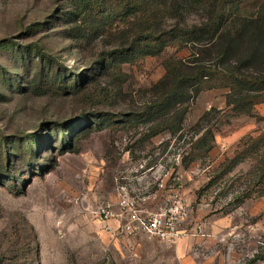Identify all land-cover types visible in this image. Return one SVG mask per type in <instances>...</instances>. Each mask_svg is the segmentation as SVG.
<instances>
[{
	"label": "rangeland",
	"instance_id": "rangeland-1",
	"mask_svg": "<svg viewBox=\"0 0 264 264\" xmlns=\"http://www.w3.org/2000/svg\"><path fill=\"white\" fill-rule=\"evenodd\" d=\"M95 1L117 2L0 0V264H264V195L253 184L261 150L247 149L264 114L235 112L229 88L213 87L190 97L180 128L141 138L160 123L141 115L145 89L167 57L198 49L120 53L137 33L199 23L206 9L174 15L170 1L143 0L145 13L109 23ZM201 125L215 130L207 153L192 143ZM126 193L174 206L175 241L114 235L99 209Z\"/></svg>",
	"mask_w": 264,
	"mask_h": 264
},
{
	"label": "trees",
	"instance_id": "trees-1",
	"mask_svg": "<svg viewBox=\"0 0 264 264\" xmlns=\"http://www.w3.org/2000/svg\"><path fill=\"white\" fill-rule=\"evenodd\" d=\"M145 1L151 4L162 0ZM163 1L166 4L170 1L174 15L192 8H201L206 9V17L199 23H177L168 30L145 29L137 33L128 45L120 48V53L133 54L140 47H145L141 53L143 55L160 51L166 45L180 48L192 43L198 49L193 51V59L167 57L165 73L145 89L152 92V99L146 101L141 115H152L160 120V125L149 129L141 138L167 128H180L188 108L186 102L190 97L213 87H228L227 103L232 110L257 117L255 105L264 101V72H250L248 66L260 64L264 67V0ZM95 4L103 14L109 13V23H123L130 16L145 13L147 8L143 0H117L113 8H109L107 3L95 1ZM158 42L161 45L154 50ZM109 53L102 61V66L111 63V51ZM232 53L238 56L243 54L234 60ZM208 115L209 111L204 118ZM196 133L192 141L195 152L207 153L214 146V128L201 125ZM251 138L252 142L247 149L261 150L258 171L253 180L261 196L264 195V131ZM242 153L243 150L232 157L225 171L231 169ZM195 158L196 155H192L190 161ZM244 192L249 194V191ZM258 256L264 258V252Z\"/></svg>",
	"mask_w": 264,
	"mask_h": 264
},
{
	"label": "built area",
	"instance_id": "built-area-1",
	"mask_svg": "<svg viewBox=\"0 0 264 264\" xmlns=\"http://www.w3.org/2000/svg\"><path fill=\"white\" fill-rule=\"evenodd\" d=\"M100 214L108 221L114 235L124 238L146 236L175 241L180 234V213L172 205L153 209L140 205L132 196L121 194L116 201L101 204Z\"/></svg>",
	"mask_w": 264,
	"mask_h": 264
},
{
	"label": "crops",
	"instance_id": "crops-1",
	"mask_svg": "<svg viewBox=\"0 0 264 264\" xmlns=\"http://www.w3.org/2000/svg\"><path fill=\"white\" fill-rule=\"evenodd\" d=\"M260 104H262V105H259V103L256 104V105H255V109H258V110L260 111L261 114H264V101L261 102ZM255 109H254V110H255Z\"/></svg>",
	"mask_w": 264,
	"mask_h": 264
}]
</instances>
